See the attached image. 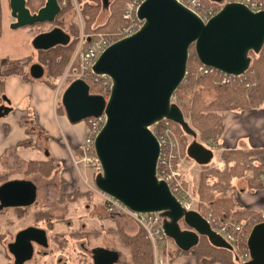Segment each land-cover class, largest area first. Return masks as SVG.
Listing matches in <instances>:
<instances>
[{
    "label": "water",
    "instance_id": "95a60500",
    "mask_svg": "<svg viewBox=\"0 0 264 264\" xmlns=\"http://www.w3.org/2000/svg\"><path fill=\"white\" fill-rule=\"evenodd\" d=\"M31 12L26 0H8L12 29L51 23L60 12L58 0H43ZM141 26L131 35L112 43L93 65L94 73L111 80L108 98L89 93L82 79L72 80L61 95V105L72 123L102 113L106 120L94 141L101 172L95 187L117 199L132 212H160L166 218L165 235L182 250L195 246L205 237L214 246L229 245L196 210H185L155 175L158 143L147 128L167 118L195 135L185 122L180 107L171 97L183 81L191 47L199 64L224 74L239 76L250 66L249 53L264 45V10L252 11L245 5L229 2L204 23L175 0H144L137 12ZM69 42L60 27L37 33L31 39L34 50H49ZM33 78L43 68L33 63ZM186 154L199 165H207L213 156L210 148L192 141ZM36 186L29 179H10L0 184V209L29 206L35 201ZM180 223L184 225L181 228ZM34 245L47 247L45 229L27 226L14 235L6 248L13 264H24ZM249 259L240 264H264V222L254 224L247 236ZM119 252L104 247L91 250L92 264H114Z\"/></svg>",
    "mask_w": 264,
    "mask_h": 264
},
{
    "label": "rangeland",
    "instance_id": "374dc122",
    "mask_svg": "<svg viewBox=\"0 0 264 264\" xmlns=\"http://www.w3.org/2000/svg\"><path fill=\"white\" fill-rule=\"evenodd\" d=\"M63 1L64 0H59V4ZM122 1L124 2V0H72L70 8L64 9L63 11L60 10L59 14L55 17V20L51 23H41L25 28H17L15 30L11 29V27L7 24H3V33L1 31L0 35V59L5 56L10 58H26L33 55V60L29 64L36 63L37 61L39 62V58L36 57V51L33 49L31 44L27 42L28 36L31 40L35 34L48 31L55 26H58L65 32L69 33V25L71 23H75L79 30V38L81 34H89L92 29L95 28H98L99 31L104 33H112L118 29L123 22L121 17L122 5L120 6ZM217 1L221 3L224 2V0ZM85 2H93L98 5L97 10L95 11L94 21L89 24V28H87L86 21L81 13L82 5H84ZM43 4V0H26V5H28L27 7L32 10H30L31 12L37 11L38 8L43 6ZM63 7L61 6V9H63ZM218 11L219 9L215 11V14ZM8 13V8L6 7L4 14ZM11 20L13 21L12 18ZM86 29L91 30L87 32ZM26 34H28V36H25ZM78 42L79 39L77 43ZM59 46L60 45L55 46L56 48L49 49L46 52H41V55L53 56L54 51H56L55 49L60 48ZM75 47L69 56L65 69L58 74L59 76L56 81L57 86L53 89L57 95L58 105H61V95L64 89L72 80H74L72 79L73 75H66L65 72L70 64L71 58L73 57ZM59 50L60 49L57 51ZM49 52L51 54H48ZM192 52H194L193 47L190 48L189 54L191 55ZM26 60L27 59H23V63L26 62ZM251 62L252 59L250 64ZM25 64H27V62ZM74 64L76 65L75 61ZM198 65L200 64L197 60L193 58L189 59L188 66L193 69V71H190L191 73L188 75L186 74L181 82V84L184 86L187 85L188 87L184 91L181 90L179 93H174L171 97V102H174L180 107L185 122L189 128L195 131V135H191L190 133L185 132L181 125L172 122V125L176 128L175 133L180 147V165L183 158L188 164V166L183 169L180 167L182 178L184 180V188L194 198L192 210L198 211L203 217L210 215V218L214 221H218L220 219L223 222H246V225L243 228L244 235L246 237L248 236L254 222H261L262 217L257 213H248V211L244 208H240L236 205L231 195V190L233 188L230 186L229 181L232 176L240 177L247 171L250 172V175L249 177L246 176V178L250 179V176H252V178L248 181L249 187L255 184V178L258 172L250 169L249 161H245L244 163L240 162L239 170L236 168L227 174L213 172L212 170L215 168H219L218 170L220 171L225 167L223 162L221 165H215L216 161L214 158H216V151L213 153L210 164L207 165H199L186 155L187 146L192 141L200 142L213 150L218 149L217 144L219 140L216 143L212 141L205 143L202 140L199 134L200 130L192 119L193 115L200 114L201 112L207 113L209 111H217L220 115L221 111L228 110L226 108L220 110L219 108L220 102H222L225 97H223L222 88H219L218 86H220L219 84H231H222L218 78H216L215 81V79L208 77L210 75H198L196 73ZM42 68L44 75H46L48 72L47 67L44 65ZM26 69H28L27 65ZM238 78L239 79L237 80L240 81L241 79H244L243 74L239 75ZM85 82L89 87L92 83L97 84L91 86L89 90L90 94H94L100 89L103 98H108L110 90L107 88L108 84L106 85L104 81H101L100 83L93 79H86ZM245 86L251 87L253 84L247 83ZM186 98L189 99L187 107L184 106ZM4 101L5 103L7 102L5 96ZM194 103H196L195 108L191 110ZM80 122H83L85 126V124H88V119ZM45 142V136L41 134L40 138L35 141L37 146L36 152L25 154L24 156L17 155L14 158H10L8 161L0 164V184L7 180L17 178L29 179L36 186L35 201L31 204V206L25 208V210L19 211L11 207L0 209V235L5 236L3 242L0 240L2 244L5 246L7 243L11 242L15 233L20 229L27 226H37L46 230L48 236V247L41 248L35 245L32 259L24 264H90V249L94 247H105L116 250L119 252V259L117 261L118 264H133L129 249L125 248L112 232H107V229L114 228L126 233L127 235H133L138 231V227L130 215L126 213H117L107 209L94 185V178L97 173L101 172V170H95V168L91 164H88L87 161L86 164L79 162L78 166L74 163L75 161H79L81 159L83 160L85 157H89V155L84 154L82 150H80L79 146L75 150L76 153L71 158L70 165L71 169L73 168L76 171L75 173L78 177V182L76 184L65 177L66 172H64V169L62 170L63 165H56L50 172L48 170V176H44L39 172L33 174L24 173L26 168V159L45 160ZM225 152L232 151L219 150L218 155L221 154L220 156L222 158V154ZM233 157L239 158L240 160L239 156ZM11 159L13 160L11 161ZM194 180H196V182L194 186H192ZM200 180L204 181L205 186L201 185ZM78 192L86 195H78V199L76 201L59 202L60 195L72 193L77 195L79 194ZM239 209L244 211L238 212ZM236 210L237 212H235ZM36 213L39 216H43L47 213V217H49L48 221H46V217L43 220H41V218L36 219ZM213 213H215L216 216H214ZM253 215H256L257 219L254 218ZM164 219L166 220V218ZM180 226L181 228L185 227L181 223ZM60 232H63L64 235L60 237L58 236V239H56V233ZM199 242H201L202 246L205 245V240L202 237ZM243 243L245 245V242ZM238 245H240L239 248L243 246L241 243ZM153 250L152 264L155 256H160L163 259H170L179 254L176 250V246L171 240H169L166 244L159 246L156 252ZM10 258V264H13L12 256H10ZM247 259L248 257L246 260ZM117 262L114 264H117Z\"/></svg>",
    "mask_w": 264,
    "mask_h": 264
},
{
    "label": "crops",
    "instance_id": "0c3cea01",
    "mask_svg": "<svg viewBox=\"0 0 264 264\" xmlns=\"http://www.w3.org/2000/svg\"><path fill=\"white\" fill-rule=\"evenodd\" d=\"M0 7L2 13L1 31L3 33V24L10 26L14 19L10 14L8 0H0ZM6 7L8 14H4ZM96 29L98 30V28ZM93 31L95 30L93 29ZM27 42H31L29 36ZM27 58L12 59H20L23 63V59ZM32 64H29L27 68H30ZM3 94L7 102L4 104L3 113L0 116V164L17 155L24 156L36 152L35 141L42 134L46 140L45 157L49 156L57 165H63L62 170L64 169L66 172L65 177L76 184L78 177L70 165L71 158L76 153L74 149L78 148L84 139L85 126L83 122L72 123L65 113L59 112L55 90L41 81H28L18 75H9L4 80ZM26 115L31 116V120H23ZM220 117L223 128L217 144L218 149H211L213 153L217 152L216 158H214L215 165L222 164L221 154L218 155L219 150L258 151L249 158L258 171L255 184L260 183L261 186L255 188L254 184L248 187V181L252 176L247 179L246 176L250 175V172L247 171L243 176H232L229 184L233 188L231 195L238 207L244 208L250 213L260 214L264 212V106L242 110H223ZM27 124H33L30 133L26 130L25 125ZM27 161L29 159L25 160V164ZM186 166H188L187 161L183 158L180 167L183 169ZM195 182L196 180L193 181L192 186ZM10 259L6 247L0 241V264H10ZM164 264H197V261L192 255L179 253L170 259L164 258Z\"/></svg>",
    "mask_w": 264,
    "mask_h": 264
},
{
    "label": "built area",
    "instance_id": "2783aa9c",
    "mask_svg": "<svg viewBox=\"0 0 264 264\" xmlns=\"http://www.w3.org/2000/svg\"><path fill=\"white\" fill-rule=\"evenodd\" d=\"M143 1L144 0L124 1L121 15L123 22L122 25L114 32L102 33L93 31L89 34H81L65 74L73 75L72 79H82L84 81L86 79H93L95 81H104L106 85L108 84L107 88L110 90V78L105 75H98L94 73L93 65L101 53H103L112 43L131 35L141 26L142 20L139 19L137 12ZM175 1L193 12L204 23L214 16L215 11L229 2L243 4L255 12L264 10V0H224L223 3L217 0ZM74 61L76 62V68H73L74 70H70L73 67L72 64ZM196 73L201 76H215L222 84H231L239 79V76L224 74L212 67H208L203 64L198 65L196 68ZM104 99L106 100L107 98L104 97ZM87 119L88 124H85L84 139L79 145V148L84 154L89 155V157H85L83 159L84 161L81 159L79 161H75L74 163L76 166H78L79 162H83L84 164L88 162V164H91L95 170H101L100 163L94 151V141L102 126L104 125L106 117L102 113L97 117H89ZM172 122L173 121L167 118H162L147 127L156 137L159 147L155 175L158 180H162L167 184L171 193L175 196V198L185 210H192L194 198L184 188V180L180 170V147L175 133L176 128L172 125ZM97 192L108 210L130 215L133 220L144 229L146 232V237L151 242L154 252L157 251L160 244H166L168 237L163 231L165 217L162 216L160 212H132L114 197L102 193L99 190ZM260 216L262 217L261 222H264V212H261ZM204 218L207 220L210 228L216 234H218L226 243L234 246L238 250L240 253V263L249 259V252L247 247H245L247 236L245 237L243 230L246 222H223L220 219L218 221H214L210 218V215ZM243 242H245V245ZM239 243L243 244V246L241 245V248H239ZM247 257L248 259L246 260ZM153 264H164V259L160 256H155Z\"/></svg>",
    "mask_w": 264,
    "mask_h": 264
},
{
    "label": "trees",
    "instance_id": "16d2710c",
    "mask_svg": "<svg viewBox=\"0 0 264 264\" xmlns=\"http://www.w3.org/2000/svg\"><path fill=\"white\" fill-rule=\"evenodd\" d=\"M81 1V0H78ZM125 1V0H124ZM208 1V0H205ZM123 1L120 3V6L122 5L123 8ZM28 6V5H27ZM71 6V0H66V6L61 9L63 11L64 9H68ZM98 5L95 3H87L85 2L84 5H82L81 13L84 17V20L86 21L87 28L90 27L89 24H91L94 21L95 11L97 10ZM121 8V11H122ZM31 10V9H29ZM32 11V10H31ZM35 12V11H33ZM122 13V12H121ZM1 7H0V35H1ZM96 29V28H95ZM70 32L67 33L69 35V42L65 45H60V48L55 49L53 56H47V55H41V52H46L47 50H35L36 51V57L39 58V62L36 63L40 64L42 67L45 65L48 69V72L46 75H43L40 78H33L29 73V68L26 69V65L28 66L29 63L33 60L31 55L27 58V64L26 62L22 63L20 59H12L10 57H3L0 59V116H2L3 106L5 104L4 101V80L9 75H18L24 80L28 81H41L44 84H46L51 89H55L57 86V78L58 74L62 72L66 64L68 62L69 56L71 52H73L74 47L76 46V43L79 39V30L75 23H71L69 25ZM91 30V29H90ZM90 30L86 29L87 32ZM93 31V29H92ZM56 48V47H53ZM51 48V49H53ZM60 49L59 51H57ZM48 54H51L50 52ZM193 57H192V56ZM189 54V58H193L195 60L196 56L195 53L192 52V54ZM250 59H252V62L247 69V71L243 74L244 79L236 80L231 85H221L218 86L219 88H222V94L223 97H225L222 102L219 104V108L221 109H250V108H258L264 106V47L261 48L260 51L255 52L251 51L249 53ZM257 59V60H256ZM72 70L73 68H76V65L72 64ZM73 69V70H74ZM188 66L187 63V75L190 74V71H193V69ZM210 78L215 79V76H208ZM72 80V79H71ZM98 82L101 83L100 80ZM247 83L253 84L251 87L245 86ZM97 85V84H91V86ZM89 87V90L91 88ZM188 86L181 84L178 90H176L174 93H179L181 90H185ZM93 89V87H92ZM93 94V93H92ZM97 95H101V91L99 89L98 92L94 93ZM103 96V95H101ZM220 101V100H219ZM189 99L186 98L184 106H188ZM195 104L191 107V110L195 108ZM59 112L64 113L62 105H58L57 107ZM198 111V109H197ZM195 125L199 128V134L202 138V140L207 143L208 141L217 142L219 140V137L222 133V121L220 118V115L217 113V111H209L207 113L201 112L200 114L193 115L192 117ZM23 120L29 121L31 120V116H24ZM26 130L27 132H31V128L33 127V124H27ZM6 129V128H5ZM77 148L74 149V151ZM257 150H233L232 152H225L222 154V162L224 163L225 167L223 170H218L217 168L213 169V172L220 173V174H227L230 173L231 170H234L238 168L239 170V163H244L245 161L250 162V169L257 171V168L253 166L252 160L249 158L251 155L257 153ZM250 155V156H247ZM233 156H239V158H234ZM250 159V160H249ZM233 162V163H231ZM231 163V164H230ZM49 165V166H48ZM57 164L51 159V157L46 156L45 160H29L26 162V168L24 170L25 174H33V173H41L44 176H48L49 172L55 168ZM247 168V167H246ZM49 170V172H47ZM258 172V171H257ZM201 181V185H204V181ZM205 186V185H204ZM261 184H255V188L260 187ZM207 187V186H206ZM205 188V187H204ZM209 188V187H207ZM79 194L75 195L72 194H62L60 195L59 202H72L76 201L78 199V195L85 196L86 194H83L81 192H78ZM31 206V205H29ZM29 206L24 207H14L13 209L23 211L25 208ZM244 211L242 209H239L238 212ZM237 212V210L235 211ZM250 213V212H248ZM252 213V212H251ZM214 216H216L215 213H213ZM251 215V214H250ZM36 219L43 220L46 217V221H48L49 217H47V213L43 216L35 214ZM254 218H256V215H253ZM257 219V218H256ZM259 221H255L254 224L258 223ZM50 223V222H47ZM137 224V223H136ZM253 224V225H254ZM138 231L133 235H127L126 233L121 232L118 229L109 228L107 229V232H112L114 236L122 243V245L129 249L131 261L133 264H152V245L151 242L146 237V232L144 229L137 224ZM64 235L63 232L56 233L55 238L58 239V236ZM4 235H0V240L3 242ZM201 238V237H200ZM205 240V245L202 246L201 242H198L195 246L191 247L188 250H182L176 245V250L179 253L184 254H191L195 256L196 261L198 264H213L215 262L222 263V264H240V258L238 250L230 245L229 247H217L212 245L207 238L202 237ZM200 241V239H199ZM162 244H160L161 246Z\"/></svg>",
    "mask_w": 264,
    "mask_h": 264
},
{
    "label": "flooded vegetation",
    "instance_id": "af4514ba",
    "mask_svg": "<svg viewBox=\"0 0 264 264\" xmlns=\"http://www.w3.org/2000/svg\"><path fill=\"white\" fill-rule=\"evenodd\" d=\"M72 1V0H71ZM58 3H59V0H58ZM59 6H60V10H61V6L63 7V6H66V0H64L63 2H61L60 4H59ZM122 15V14H121ZM95 31H97V32H101V31H98L97 29H94ZM67 33V32H66ZM102 33H104V32H102ZM98 174V173H97ZM95 185V184H94ZM97 189V188H96ZM98 190V189H97ZM25 228V227H24ZM46 231V230H45ZM47 233V232H46ZM16 234V233H15ZM48 237V236H47ZM170 239L168 238L167 239V242L169 241ZM166 242V243H167ZM173 242V241H172ZM174 243V242H173ZM7 245V244H6ZM6 245H5V247H6ZM175 245V244H174ZM38 246V245H37ZM34 247H35V245H34ZM39 247H41V248H47L48 247V245H47V247H42V246H39ZM94 248H96V247H94ZM94 248H92V249H94ZM105 248V247H104ZM7 249V248H6ZM92 249H90V254H91V250ZM9 253V252H8ZM33 254H34V252H33ZM10 256H11V254H9ZM33 257V256H32ZM32 259V258H31ZM30 259V260H31ZM13 262V261H12Z\"/></svg>",
    "mask_w": 264,
    "mask_h": 264
}]
</instances>
